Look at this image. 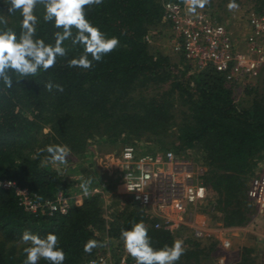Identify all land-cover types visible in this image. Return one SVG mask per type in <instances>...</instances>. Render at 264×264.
<instances>
[{"label": "trees", "instance_id": "trees-1", "mask_svg": "<svg viewBox=\"0 0 264 264\" xmlns=\"http://www.w3.org/2000/svg\"><path fill=\"white\" fill-rule=\"evenodd\" d=\"M242 1L234 0L238 5ZM230 2L209 0L203 10L223 22L221 13H228ZM248 2L252 3L250 15L264 17V0ZM168 3L189 7L186 0H103L86 6V19L106 38H118L112 52L99 62L93 60L90 69L69 67L68 61L84 52L82 45H73L69 39L63 44L67 55L58 56L54 67L23 79L10 71L11 88L0 81V182L12 181L27 189L35 203L53 201L58 193L69 199L66 214H42L21 204L14 190L0 187V264H24L23 250L29 245L21 236L26 230L41 238L57 235L58 247L66 254L63 264H88L100 250L96 247L86 253L89 240L103 244L105 236L119 239L122 230L138 222L147 226L154 249L182 239L185 252L176 264L216 259L217 240L156 229L157 220L126 195L129 202H117L108 215L102 194L90 193L98 175L84 167L89 149L99 143L112 146L143 139L154 147H136L143 153L172 151L185 159L198 155L195 161L201 165L199 177L207 191L197 209L201 220L197 222L203 227L210 220L225 229L241 228L255 216L247 193L264 159V72L241 91V82H230L211 68L198 72L182 53L176 52L173 60L151 45L164 30L172 32L165 18ZM9 7L0 0V16L7 20L0 30L11 29L19 37L23 17L19 10L10 13ZM44 14V5L37 4L34 38L54 45V34L63 30L45 22ZM49 82L61 85L63 91L46 90ZM49 145L70 149L65 163L51 159L46 151ZM75 169L81 183L69 177ZM118 178L116 185L122 188ZM86 181H90L87 194L81 187ZM76 195L81 199L78 205L73 200ZM255 253L243 247L229 264H264ZM38 264L49 262L41 259Z\"/></svg>", "mask_w": 264, "mask_h": 264}, {"label": "built area", "instance_id": "built-area-1", "mask_svg": "<svg viewBox=\"0 0 264 264\" xmlns=\"http://www.w3.org/2000/svg\"><path fill=\"white\" fill-rule=\"evenodd\" d=\"M188 9L173 3L164 6L165 18L172 27L173 49L182 53L196 71L211 68L225 74L230 82H252L264 72V17L250 15L248 32L238 38L228 23L217 22L204 10ZM120 176L124 195L157 220L156 229L172 234L182 229L196 239L208 236L196 221L198 204L206 198L207 191L192 160L172 151L149 154L126 146L120 155ZM0 187L14 190L21 204L32 212L66 214L69 208V199L61 193L41 204L32 202L28 190L15 182L1 181ZM247 195L259 214H264V159L249 183ZM79 198L73 197L77 205ZM103 245L88 264H136L122 238L105 236Z\"/></svg>", "mask_w": 264, "mask_h": 264}, {"label": "clouds", "instance_id": "clouds-1", "mask_svg": "<svg viewBox=\"0 0 264 264\" xmlns=\"http://www.w3.org/2000/svg\"><path fill=\"white\" fill-rule=\"evenodd\" d=\"M208 2L209 0H186L190 12H195L197 7L203 8ZM5 3L10 5V13L19 10L23 17L19 37L11 29L0 30V81L8 88L13 86L10 71L23 79L37 75L40 69L47 71L54 67L58 56L67 55V50L63 46L66 40L70 39L73 45H82L84 48L79 58L68 61V66L84 69H90L93 60L101 61L104 55L112 52L119 44L118 38H106L99 28L86 19L85 7L100 5L103 0H5ZM37 4L44 5V21L54 22L57 29L63 30L54 34V45L46 44L43 39L34 38L37 24L34 9ZM228 7L231 10L238 5L231 0ZM0 24H7L3 16H0ZM73 28L76 29L75 35ZM89 55L91 60L88 58ZM44 86L48 91H52L53 88L63 91L61 85H53L51 82ZM46 151L53 161L65 163L70 149L67 146L49 145ZM88 183L90 181L81 185L85 194ZM121 238L126 251L134 258L136 264H176L185 252L182 240H175L171 246L165 245L158 250L154 249L151 246L148 228L143 222L133 224L130 230H122ZM21 240L29 245L23 250L26 253L24 264H38L41 259L48 261L49 264H63L66 259L64 250L58 247V237L53 233L41 238L26 230ZM103 246L96 240H89L84 246V251L91 253L93 248Z\"/></svg>", "mask_w": 264, "mask_h": 264}, {"label": "rangeland", "instance_id": "rangeland-1", "mask_svg": "<svg viewBox=\"0 0 264 264\" xmlns=\"http://www.w3.org/2000/svg\"><path fill=\"white\" fill-rule=\"evenodd\" d=\"M251 7L252 3L248 2V0H243L242 4L238 5L236 8L230 10L228 7V13L226 15L221 13L223 22L229 24V29L238 38H241L242 34L248 32L247 19L250 16L249 10ZM203 8L198 9L203 10ZM162 34H160L162 36L151 45L160 48L163 53L167 54L173 60H176L177 55L173 49L172 37H170L172 32L164 30V33ZM240 82L241 83L239 87L241 88V91L243 86L248 83H252L251 81L245 80ZM142 140L135 139L128 143H118L112 146L99 143V145L97 144L89 149L87 158L84 160V167L90 171H94L98 175V180L95 181V185H93L90 193L102 194V206L108 215H110L112 212L110 211L111 208L116 209L118 207L117 202L123 204V201L127 200L122 191L121 185L117 186V180H115L116 178L120 177L117 175H120V155L123 149L126 146H131V144H133L132 146L138 147L142 150H144L146 147L149 149L154 148L151 144L146 145ZM197 157L198 155L192 153L191 158L189 159L193 161L196 168H198V171H200L199 167H201V165L199 162L195 161V159H198ZM70 166L71 165H66V168H69ZM71 172L72 173L69 176L70 179H74L77 181V183H81V181L77 180L78 177H81V175L77 173V169L71 170ZM107 177L108 179L106 180ZM111 178L112 180L109 181ZM110 182H113L116 186H110ZM127 202L129 201L127 200ZM111 205L114 207H111ZM199 213L200 212H197L198 219L196 218V221L198 222L200 220ZM204 228L207 231V237L219 242V252L217 253L218 256L216 259H211V262L209 263L205 262V264L232 263L237 260L243 247H251L252 249H255L257 253L255 254L258 255L259 261L264 259V233H262V231H264V214H259L258 210H256L255 216H253L252 220L245 227L225 229L222 228L218 222L212 223L210 220H207ZM258 231H260V233H258ZM184 233L190 234L188 231L180 229L177 235L182 236ZM177 240L182 239L178 238ZM224 243H228L229 246L227 248L223 247Z\"/></svg>", "mask_w": 264, "mask_h": 264}, {"label": "crops", "instance_id": "crops-1", "mask_svg": "<svg viewBox=\"0 0 264 264\" xmlns=\"http://www.w3.org/2000/svg\"><path fill=\"white\" fill-rule=\"evenodd\" d=\"M233 229H235V228H233ZM258 233H260V231H258ZM262 233H264V231H262Z\"/></svg>", "mask_w": 264, "mask_h": 264}]
</instances>
